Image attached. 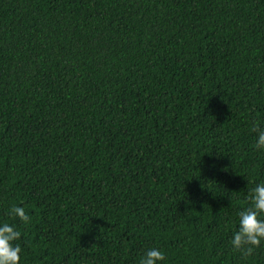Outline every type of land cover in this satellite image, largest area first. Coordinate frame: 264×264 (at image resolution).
<instances>
[{
	"label": "trees",
	"instance_id": "obj_1",
	"mask_svg": "<svg viewBox=\"0 0 264 264\" xmlns=\"http://www.w3.org/2000/svg\"><path fill=\"white\" fill-rule=\"evenodd\" d=\"M264 0H0V219L21 264H264L230 238L264 181ZM21 205L26 225L8 211Z\"/></svg>",
	"mask_w": 264,
	"mask_h": 264
},
{
	"label": "clouds",
	"instance_id": "obj_2",
	"mask_svg": "<svg viewBox=\"0 0 264 264\" xmlns=\"http://www.w3.org/2000/svg\"><path fill=\"white\" fill-rule=\"evenodd\" d=\"M252 130L257 136L254 146L264 150V126L255 123ZM246 200L248 203L238 212L230 244L234 251L249 254L264 242V181L255 183L248 189ZM8 215L19 218L25 225L30 221L28 212L18 204L11 205ZM21 237L22 232L16 224L0 219V264H21ZM165 257L163 249L149 247L140 255L138 264H164Z\"/></svg>",
	"mask_w": 264,
	"mask_h": 264
}]
</instances>
